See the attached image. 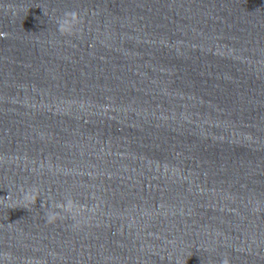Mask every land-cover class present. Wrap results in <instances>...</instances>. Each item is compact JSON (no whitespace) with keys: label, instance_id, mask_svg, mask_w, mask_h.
Wrapping results in <instances>:
<instances>
[{"label":"clouds","instance_id":"9594fccd","mask_svg":"<svg viewBox=\"0 0 264 264\" xmlns=\"http://www.w3.org/2000/svg\"><path fill=\"white\" fill-rule=\"evenodd\" d=\"M58 31L61 34L71 35L74 31L77 30L78 25L82 24V18L79 13L75 10L66 11L63 16L58 17L56 20ZM34 197V194H33ZM35 198V197H34ZM56 208L60 209L64 213L71 214L74 211V204L70 198H65L61 202H57L55 205ZM59 213L52 211L46 214L47 222L53 223L57 219ZM0 257L4 259H11L10 253H0ZM221 264H229L227 258L223 259Z\"/></svg>","mask_w":264,"mask_h":264}]
</instances>
